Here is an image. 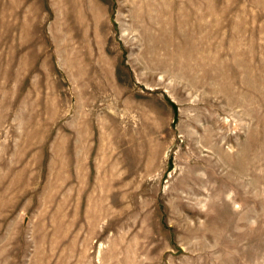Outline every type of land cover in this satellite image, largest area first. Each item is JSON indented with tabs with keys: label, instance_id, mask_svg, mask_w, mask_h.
Masks as SVG:
<instances>
[{
	"label": "rangeland",
	"instance_id": "obj_1",
	"mask_svg": "<svg viewBox=\"0 0 264 264\" xmlns=\"http://www.w3.org/2000/svg\"><path fill=\"white\" fill-rule=\"evenodd\" d=\"M0 264H264V0H0Z\"/></svg>",
	"mask_w": 264,
	"mask_h": 264
}]
</instances>
